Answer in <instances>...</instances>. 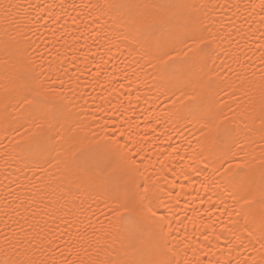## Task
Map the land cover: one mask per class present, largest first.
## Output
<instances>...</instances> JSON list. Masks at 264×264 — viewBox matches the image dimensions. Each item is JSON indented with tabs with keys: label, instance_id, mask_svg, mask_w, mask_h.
Here are the masks:
<instances>
[{
	"label": "snow or ice",
	"instance_id": "snow-or-ice-1",
	"mask_svg": "<svg viewBox=\"0 0 264 264\" xmlns=\"http://www.w3.org/2000/svg\"><path fill=\"white\" fill-rule=\"evenodd\" d=\"M0 264H264V0H0Z\"/></svg>",
	"mask_w": 264,
	"mask_h": 264
}]
</instances>
